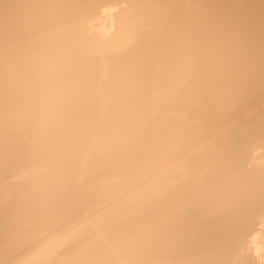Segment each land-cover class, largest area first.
Here are the masks:
<instances>
[{
  "label": "bare ground",
  "instance_id": "bare-ground-1",
  "mask_svg": "<svg viewBox=\"0 0 264 264\" xmlns=\"http://www.w3.org/2000/svg\"><path fill=\"white\" fill-rule=\"evenodd\" d=\"M0 264H264V0H0Z\"/></svg>",
  "mask_w": 264,
  "mask_h": 264
}]
</instances>
